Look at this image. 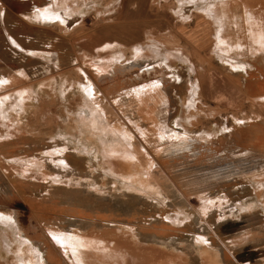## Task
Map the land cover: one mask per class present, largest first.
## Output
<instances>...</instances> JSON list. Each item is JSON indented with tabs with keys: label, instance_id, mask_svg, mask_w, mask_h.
Segmentation results:
<instances>
[{
	"label": "rangeland",
	"instance_id": "obj_1",
	"mask_svg": "<svg viewBox=\"0 0 264 264\" xmlns=\"http://www.w3.org/2000/svg\"><path fill=\"white\" fill-rule=\"evenodd\" d=\"M59 1L0 0V80L23 71L34 90L0 121V213L21 240L0 239V263L32 250L38 264H80L58 232L120 240L127 262L105 249L102 264H264V51L251 34L264 0H232L240 19L226 28L203 11L218 0ZM44 6L75 30L30 20ZM137 146L147 178L102 154Z\"/></svg>",
	"mask_w": 264,
	"mask_h": 264
},
{
	"label": "bare ground",
	"instance_id": "obj_2",
	"mask_svg": "<svg viewBox=\"0 0 264 264\" xmlns=\"http://www.w3.org/2000/svg\"><path fill=\"white\" fill-rule=\"evenodd\" d=\"M192 1V0H191ZM205 1V0H204ZM208 1V0H206ZM246 1V0H245ZM58 2V1H56ZM60 3L62 2V0L59 1ZM243 2V1H242ZM244 3V10L246 12V16H249V20L253 17L254 15V7H252L251 5H248V3ZM236 2H232V0H218L216 1L211 7H207L206 9H204L203 11L206 12L208 15H210V17H215L218 19V23H220V26L222 27H225L228 26L227 25V21L228 20H232V19H240L239 16L236 17L234 15V8L237 7L236 6ZM55 5V4H54ZM60 5V4H59ZM262 6V5H260ZM56 7V6H55ZM69 7V6H68ZM264 7V6H263ZM59 10V11H56ZM63 9V8H61ZM259 10V9H258ZM61 10L58 9V8H55L53 9V7H39L37 11H35V14L34 16H30V20H33V17H40V13L43 14V21L46 23H50V24H57L58 26H60L63 30H65V32H68L70 27L74 24L73 20L71 21L69 18L66 17L65 13L67 12H60ZM63 11V10H62ZM260 11V10H259ZM256 12V11H255ZM42 18V17H41ZM245 20H246V17H244ZM248 18V17H247ZM259 18V17H257ZM70 21H69V20ZM42 20V19H41ZM259 20V19H258ZM78 23V21H77ZM235 23V22H234ZM251 23V22H250ZM236 24V23H235ZM264 24V23H263ZM253 26V25H252ZM222 27V28H223ZM236 27H240L237 26L236 24ZM75 26L73 25L72 27V30H75L74 29ZM241 28V27H240ZM252 28V27H251ZM261 28V27H260ZM238 29V28H237ZM253 29V28H252ZM228 31V30H227ZM70 32V31H69ZM252 34V39L256 40V43L255 44H259L257 45L258 46V49H260L259 51H264V31H260V32H256V33H253L251 32ZM253 34L256 36L253 37ZM152 36V35H151ZM150 36V37H151ZM230 38V37H229ZM74 39V38H73ZM222 39V38H220ZM224 39V38H223ZM251 39V40H252ZM241 40V39H240ZM223 41V40H222ZM231 41V40H230ZM218 43V42H217ZM243 43V42H242ZM144 45V44H143ZM223 44L220 45V47L222 46ZM238 45H241L240 43H238ZM246 46V45H245ZM244 46V47H245ZM232 47V46H231ZM237 47V46H236ZM241 47V46H240ZM142 47H136L135 48V53H139L141 52ZM147 48H150L151 52H157L159 53L158 51V48L157 46H148V47H143V49H147ZM222 48V47H221ZM226 48V47H225ZM254 48V47H253ZM106 49L105 47L104 48H101V50H104ZM224 48H222L223 50ZM229 49V48H227ZM234 49V48H233ZM236 49V48H235ZM237 50V49H236ZM225 51V49L223 50ZM244 51V50H243ZM242 51V53H243ZM241 52V50H240ZM239 52V54H240ZM236 53L238 54V51H236ZM256 53V52H255ZM124 54V52H122L120 50V52H116L115 53V59H117L118 57H122ZM90 55V54H89ZM85 56V55H84ZM180 56H182V58L185 60V61H189L191 64L195 65L194 64V61L192 60L191 56L189 55H185L183 53H180ZM89 57V56H88ZM92 57V56H90ZM86 58V57H85ZM118 61V59L116 60ZM121 61V60H120ZM81 63V62H80ZM189 63V64H190ZM231 66L233 67H242L241 64H236V63H230ZM26 72H21L20 75L18 74H14L13 76H9L8 78H2L0 80V121L2 122H9L8 119H11L13 113L15 112L16 114H18L19 116L24 113L25 111L28 110V108H31L33 105H34V101H33V92L34 90L31 88L30 85L28 84H24L25 81H26ZM23 83V84H21ZM51 83V82H50ZM16 85H18L16 87ZM90 85V84H89ZM12 86L16 87V88H13L11 90H7V89H10L12 88ZM154 86V85H153ZM159 86V85H158ZM143 87V86H142ZM156 87V86H155ZM155 87H151L153 89H155ZM7 88V89H6ZM52 88V87H51ZM160 88V87H159ZM158 89V88H157ZM40 90V89H39ZM152 90V89H151ZM150 90V91H151ZM199 90V89H198ZM198 90L195 91V93L193 94V98H192V103H190V108L193 106H195V103H197V105L200 103V97H199V92L201 93V90L198 92ZM90 90L87 89L86 92H89ZM156 91V90H155ZM162 91V90H161ZM141 92V91H140ZM139 92V93H140ZM153 92V91H151ZM91 93V92H90ZM158 93V92H157ZM154 94V93H153ZM86 96V95H85ZM145 96H148V93L145 94ZM87 101V100H86ZM146 104V103H145ZM196 105V108H198V106ZM9 124V123H8ZM15 125V124H14ZM8 126V125H7ZM12 127V126H11ZM17 128V127H16ZM123 132V131H121ZM129 132V131H128ZM119 134V133H118ZM118 137V136H117ZM116 137V138H117ZM121 137V136H120ZM119 139V138H118ZM102 142V141H101ZM108 147V146H107ZM126 147V145H125ZM131 148V147H130ZM129 148V149H130ZM133 148V147H132ZM136 148V149H135ZM114 149V148H113ZM123 149V148H122ZM119 148L116 150L115 153L111 152V151H103L102 150V154L108 158H112L111 160V169L114 173H118V174H121L122 176L124 177H136L138 178V176H143L144 178H147V175L149 176L150 174L152 175V172H151V166L153 163L149 162L148 161V165H147V157L146 155L144 154L143 151H141L139 149V147H134V149H131L133 151H130V152H127V150L125 151L124 149L122 150ZM85 150L87 151V153H89L90 150H88V147H85ZM115 151V150H114ZM129 151V150H128ZM96 155V154H95ZM96 158H98V156H96ZM146 164V165H145ZM154 168V167H153ZM110 169V170H111ZM109 170V171H110ZM24 171L26 172H29L32 174V176H35V177H38V175L41 173L39 172H33V170L29 169V168H26ZM108 171V172H109ZM111 171V172H112ZM33 172V173H32ZM110 172V173H111ZM112 172V173H113ZM42 176V178L46 179V176L44 173L40 174ZM151 177V176H150ZM139 179V178H138ZM131 181V180H130ZM138 181V180H137ZM259 186V185H258ZM261 194V193H260ZM261 196V195H260ZM261 199V198H260ZM262 200V199H261ZM4 212L0 215H2V221H0V229L4 232L5 235H2L3 232L0 233V239L1 238H5V241L6 243H8L9 245L11 244V249L17 247V241L18 242H21V240H17L16 238H14L12 232L8 229V228H4L3 225H5L3 223V221H5L6 219L4 218ZM6 215V214H5ZM8 218V217H7ZM180 219V217H179ZM10 225V223L8 222L7 225ZM60 236H62L61 238V243H64L66 245H69L71 247H75L77 248V253H79V259H80V264H98L97 261H99L101 264H102V257H100L99 254H104V256H106L108 258L107 255H115V259H119V257H121L122 259L125 258V260H123L124 262H127V256L126 253L123 254L121 253L120 250H123L122 248V245H121V242L120 240L118 239H114V240H117L114 241V243L112 244V242H110L111 240H106V238H103L101 237L100 235H95V234H81V233H77L76 235H74L72 237V239H70L71 237L67 236V235H64V234H61V233H58ZM106 234V233H105ZM73 235V234H72ZM111 235V234H110ZM107 241L108 243L110 242L111 244H107ZM116 242V243H115ZM78 243V244H77ZM19 245V244H18ZM80 245V246H78ZM112 246V247H111ZM20 247V246H19ZM19 247H17L19 249ZM28 248V247H27ZM8 249V248H7ZM30 250V248H28ZM105 249H108V251H110L109 254H105ZM91 250H94L93 251V254H91ZM98 250V251H96ZM126 250V249H125ZM133 250V249H131ZM138 250V249H137ZM149 250V249H148ZM32 252V257H26V254H23V256H21L19 258V262L24 263V264H38V262L35 260V253L30 250ZM103 251L105 253H103ZM107 251V252H108ZM130 251V250H129ZM139 251V250H138ZM147 251V249L145 250ZM18 252V251H17ZM123 252V251H122ZM10 253V252H9ZM14 253V252H13ZM28 253V252H27ZM30 253V252H29ZM74 253V251H73ZM128 253V251H127ZM148 253V252H147ZM19 254V253H18ZM144 254V253H143ZM142 254V255H143ZM15 255V254H14ZM75 255V254H74ZM148 255V254H147ZM28 256V255H27ZM78 256V255H76ZM134 256V255H133ZM14 257V256H13ZM117 257V258H116ZM143 257V256H140V258ZM149 257V256H148ZM151 257V256H150ZM155 257V256H154ZM17 258V257H16ZM21 258H24L25 260L22 262L21 261ZM113 258V257H112ZM113 258V260H114ZM137 258V257H136ZM134 258V259H136ZM156 258V257H155ZM3 259V258H2ZM111 259V258H110ZM120 259V260H122ZM148 259V258H147ZM151 259V258H149ZM17 260V259H16ZM29 260V261H28ZM120 260H116L115 262H117L118 264ZM132 260H133V257H132ZM144 260V259H142ZM146 260V259H145ZM155 260V259H154ZM14 261V260H13ZM112 261V259H111ZM122 261V262H123ZM137 262V259L135 260ZM134 261V264H136V262ZM140 261V260H139ZM150 261V260H149ZM2 262V261H0ZM16 262V261H15ZM79 262V261H78ZM97 262V263H95ZM114 262V261H112ZM111 262V263H112ZM99 263V264H100ZM110 263V262H109ZM108 263V264H109ZM130 263V262H129ZM133 263V262H132ZM131 263V264H132ZM148 263V261H147ZM2 264V263H0ZM17 264V263H16ZM107 264V263H106ZM122 264V263H121ZM126 264V263H125ZM128 264V263H127Z\"/></svg>",
	"mask_w": 264,
	"mask_h": 264
}]
</instances>
